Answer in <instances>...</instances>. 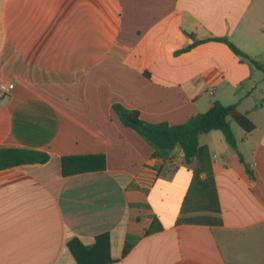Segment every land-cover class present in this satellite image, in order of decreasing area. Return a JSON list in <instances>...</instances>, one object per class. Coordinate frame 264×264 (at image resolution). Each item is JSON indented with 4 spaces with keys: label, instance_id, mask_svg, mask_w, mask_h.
Wrapping results in <instances>:
<instances>
[{
    "label": "crops",
    "instance_id": "obj_1",
    "mask_svg": "<svg viewBox=\"0 0 264 264\" xmlns=\"http://www.w3.org/2000/svg\"><path fill=\"white\" fill-rule=\"evenodd\" d=\"M263 12L264 0H0V80L14 84L0 147L50 157L0 171V264H77L68 241L106 232L112 264H264V99L244 107L264 67L207 40L264 65ZM216 101L254 128H232L238 151L201 134L190 164L179 146L154 156L113 111L177 125ZM87 154L106 169L62 175L61 157Z\"/></svg>",
    "mask_w": 264,
    "mask_h": 264
},
{
    "label": "trees",
    "instance_id": "obj_2",
    "mask_svg": "<svg viewBox=\"0 0 264 264\" xmlns=\"http://www.w3.org/2000/svg\"><path fill=\"white\" fill-rule=\"evenodd\" d=\"M207 40L225 43L234 54L263 70L264 65L262 62L239 49L227 37H214ZM200 42L196 41L193 45L178 51V53L185 52ZM113 111L122 125L134 130L154 148V156L167 158L179 146L184 153V163L186 164H190L197 157L201 134L219 130L230 147L238 151L237 138L230 121L237 123L246 132H250L254 128L253 123L247 116L238 111L236 103L224 105L216 101L209 111L198 113L184 123L177 125H170L166 122H147L141 118L138 110L125 108L120 104H114ZM240 158L243 161L241 155ZM49 159V154L35 149L0 147V171L24 164H43ZM60 163L64 177L86 172L104 171L107 165L104 154L66 155L61 157ZM246 168L250 177H254L253 170L249 166H246ZM161 229L162 226L155 218L146 234ZM132 246L131 242H125L123 256L129 253ZM67 247L77 264H112L115 262L111 255L110 234L107 232L97 235L92 245H85L75 237L68 241Z\"/></svg>",
    "mask_w": 264,
    "mask_h": 264
},
{
    "label": "rangeland",
    "instance_id": "obj_3",
    "mask_svg": "<svg viewBox=\"0 0 264 264\" xmlns=\"http://www.w3.org/2000/svg\"><path fill=\"white\" fill-rule=\"evenodd\" d=\"M264 15V12L262 13ZM252 45L258 46V42L256 40H254L252 42ZM263 55L262 57H264V49L262 50ZM264 59V58H263ZM264 76V72L261 71L260 73V78H263ZM257 80L256 81V85H257V93H256V98H253L251 100H248L245 104L244 107L245 108H251V106H253L256 102H260L262 99H264V93L262 91V89H264V80L260 81ZM248 87L245 88V90H247ZM232 124V128L235 131V133L240 136V134L242 133L241 128L239 127V125L237 123H235L234 121L231 122Z\"/></svg>",
    "mask_w": 264,
    "mask_h": 264
},
{
    "label": "built area",
    "instance_id": "obj_4",
    "mask_svg": "<svg viewBox=\"0 0 264 264\" xmlns=\"http://www.w3.org/2000/svg\"><path fill=\"white\" fill-rule=\"evenodd\" d=\"M14 88L13 83L5 82L0 80V95H6L10 93ZM154 177H148V178H141L140 183L143 185L145 188H149L152 186L154 182Z\"/></svg>",
    "mask_w": 264,
    "mask_h": 264
}]
</instances>
